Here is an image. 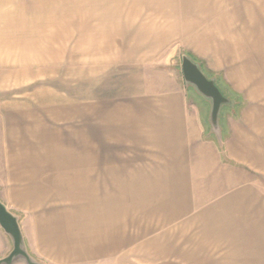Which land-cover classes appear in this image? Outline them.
I'll return each instance as SVG.
<instances>
[{
  "label": "crops",
  "instance_id": "1",
  "mask_svg": "<svg viewBox=\"0 0 264 264\" xmlns=\"http://www.w3.org/2000/svg\"><path fill=\"white\" fill-rule=\"evenodd\" d=\"M230 1L0 0V72L6 56L39 53V31L46 48L57 42L62 53L76 36L78 99L58 96L46 108L59 125L77 121V142H47L40 150L48 157L21 159L3 155L20 144L0 138V199L20 215L33 256L47 264L188 263L195 248L221 238V247L260 254L264 63L232 31ZM182 51L239 95L221 113L222 139L211 130L210 102L191 96L182 67L174 69ZM6 119L0 106V133ZM151 229H196L199 238L177 236L167 249L163 238L150 241Z\"/></svg>",
  "mask_w": 264,
  "mask_h": 264
},
{
  "label": "rangeland",
  "instance_id": "2",
  "mask_svg": "<svg viewBox=\"0 0 264 264\" xmlns=\"http://www.w3.org/2000/svg\"><path fill=\"white\" fill-rule=\"evenodd\" d=\"M74 1L76 0H70L71 3ZM230 4V11L236 18L234 19L236 26L232 25V31L235 29L239 37L244 36L249 43H253L255 54L264 63V0H231ZM42 25L45 26L44 24H38L39 30ZM39 34H41L37 40L39 47L36 49L39 51L38 54L26 53L25 51L31 50V48H23L22 50L25 53L21 56H6L7 64L5 65V70L0 72V101L2 102L0 106L5 108L7 116V127L5 133H0V138H2L3 134L8 143V140H11L20 144L18 150H6L3 155L15 153V156L21 159L48 157L51 152L40 150L41 147H44L42 144L47 142H77V130L75 128L77 121L59 125L47 117L46 108L47 100L51 99L52 101L53 98L58 96H65L68 101H71V104L78 99L76 36L70 39L66 52L62 53L61 49L57 47V42H54V45L52 44L53 47H50V49L46 48L44 45L45 33L39 31ZM25 42L23 40V47ZM183 55L188 54L182 51L178 58L177 55L175 57L173 64L176 71L177 64L182 67ZM10 58L11 60L15 58L17 64L10 61ZM211 77L217 79L216 76ZM189 86L191 87V96H196L197 91L195 88L191 85ZM225 87L232 95H238L231 87L227 85ZM199 98L202 100L203 97L199 96ZM242 101H244L243 97H241L240 103ZM240 103L233 110L242 107ZM71 107L73 106L69 108ZM231 109L229 105H226L222 111L231 112ZM10 111H16L19 114L11 116L9 115ZM213 133L216 135V132ZM148 233L150 241L158 238L166 240L167 249L168 247L172 248L173 240L177 236L181 237L183 243L186 244L192 242V233L194 239L199 238L196 234V229L193 232L189 229H182L180 234L179 232L175 234L172 231L159 232L151 229ZM220 240L217 239L215 241L218 245L214 248H195L192 252L195 259L193 262L177 264H264L263 246L258 249L260 254L252 255V248H243L242 252L239 253V248L231 246L221 247ZM195 241L198 242V239ZM229 241L232 243V240ZM12 249L13 244L10 237L0 227V250H3V252H0V259L7 256ZM152 249L153 246L151 251ZM208 250H211L212 253H208ZM187 251L186 254H183V258H189L190 253ZM33 257L39 263L47 264L35 256ZM17 264L25 263L19 262Z\"/></svg>",
  "mask_w": 264,
  "mask_h": 264
},
{
  "label": "water",
  "instance_id": "3",
  "mask_svg": "<svg viewBox=\"0 0 264 264\" xmlns=\"http://www.w3.org/2000/svg\"><path fill=\"white\" fill-rule=\"evenodd\" d=\"M182 71L185 82L195 88V90L207 101L210 102V123L212 131L216 132L219 139H222L220 116L222 109L226 105H233L234 101L224 95L215 77H209L202 69L199 62L189 55L182 57ZM0 227L10 237L13 249L9 254L0 259V264H41L28 250L25 236L22 230L20 217L11 211L0 199Z\"/></svg>",
  "mask_w": 264,
  "mask_h": 264
},
{
  "label": "trees",
  "instance_id": "4",
  "mask_svg": "<svg viewBox=\"0 0 264 264\" xmlns=\"http://www.w3.org/2000/svg\"><path fill=\"white\" fill-rule=\"evenodd\" d=\"M192 57V56H191ZM193 58V57H192ZM194 59V58H193ZM195 60V59H194ZM197 61V60H196ZM217 85L219 86V88L221 89V91L224 93V95H226L227 97H229L230 99H233L231 92L225 90L222 88V86L219 84V82L217 81Z\"/></svg>",
  "mask_w": 264,
  "mask_h": 264
}]
</instances>
